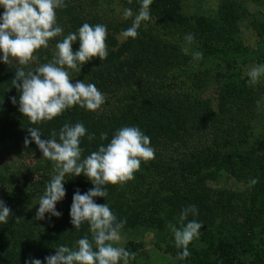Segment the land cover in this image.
<instances>
[{"label": "trees", "instance_id": "obj_1", "mask_svg": "<svg viewBox=\"0 0 264 264\" xmlns=\"http://www.w3.org/2000/svg\"><path fill=\"white\" fill-rule=\"evenodd\" d=\"M181 2L153 0L149 11L156 25L150 22L148 28L141 25L137 38L125 37L123 41L118 33L132 24H116L104 18L99 12L100 0H65L67 7L57 9V23L63 28V34L54 38L57 42L77 32L84 23L107 26V58L102 61L93 58L80 66L81 71H72V76L98 85L102 93L105 91L103 94L108 98L97 111L76 105L51 121L32 124L19 111L20 92L12 79L18 68L34 71L54 55L41 48L36 52L37 58L27 66L16 59L6 64L0 56V154L16 158L7 171L0 169V199L12 210L8 223H0V264H26L30 258L47 264L45 257L54 255L58 246L76 248L80 238L91 239L88 223L84 222L77 230L70 216L74 193L79 190L83 194L94 187L84 174L65 176L66 196L56 205L62 216L46 213L45 219H35L40 197L54 175V162L43 158L35 141L27 146L24 143L26 137L31 139L30 127L40 129L41 139H51L55 130L58 140L65 123L77 122L84 124L88 134H95L92 140L88 134L81 138L82 158L110 143L115 132L124 126H138L150 137L155 158L142 161L134 179L105 185L106 198H93L98 204L108 203L118 220H126L125 228L156 229L159 237L176 249L178 257L182 249L175 246L169 224L179 227L183 210L195 205L198 214L189 213L187 218L202 224L200 234L209 243L212 237L211 246L216 247L218 257L188 247L190 256L179 259L177 264H248L240 244L250 236L237 235L233 229L242 231L240 226L246 224L253 235L264 211L254 208L264 189V138L250 141L262 115L264 84L259 81L250 84L248 75L242 76L230 68L193 70L188 64L189 54L167 42L164 35L176 30L187 32L194 35L205 54H227L243 48L238 36L242 22L250 21L262 34L264 19L257 24L251 18L249 6L253 0H221L214 17L187 15ZM3 12L0 6V15ZM78 49L76 41L73 50ZM211 88L215 96L206 94ZM11 97H16V104ZM101 133H107L108 139L101 140ZM31 158L38 159L36 166L27 162L23 165V161ZM220 169L245 182L255 180V186L262 188L251 199L253 213L246 207L239 211L244 218L242 222L227 217L238 208L239 202L234 201L241 198L240 193L201 184ZM145 186L153 190L152 202H142V197L148 196L142 191ZM216 231L221 236L215 239ZM263 254L250 264L264 262Z\"/></svg>", "mask_w": 264, "mask_h": 264}, {"label": "clouds", "instance_id": "obj_2", "mask_svg": "<svg viewBox=\"0 0 264 264\" xmlns=\"http://www.w3.org/2000/svg\"><path fill=\"white\" fill-rule=\"evenodd\" d=\"M131 2V0H130ZM141 8L135 15L132 25L123 32L124 37L137 38L138 29L143 21L150 19V5L153 0H140ZM4 12L0 15V52L2 60L10 64V58L27 66L34 59L37 50L47 48L49 41L63 34V28L57 23V9L66 8L65 0H0ZM133 17L131 9H125L123 19ZM108 29L104 24L84 23L77 32H72L56 44L57 51L51 61L38 66L34 71H25L20 67L15 72L12 84L20 92L19 111L27 116L32 124L51 121L66 110L79 105L89 111H97L105 102L106 96L95 84L76 80L73 83L72 71H81V65L98 57L101 61L108 56L106 43ZM191 43L193 34L185 37ZM79 41V49L73 50V43ZM183 51L187 54L188 49ZM196 57L202 56L196 53ZM71 70V71H70ZM264 75V65H258L248 72L249 83L255 85ZM16 104V97H11ZM31 139L25 138V145L32 141L38 145L43 158L54 162V171L44 194L40 197L35 219H45V214L60 217L56 205L66 196L65 176L84 174L94 185L81 194L77 190L73 195L70 209L71 223L79 229L84 222L89 225L91 239L84 236L76 241V248L60 245L54 255L45 257L47 264H129L135 259L124 247L115 246L121 239L120 230L126 220H118L108 203L98 204L94 197H107V184H123L134 179L141 162L155 158V149L150 137L138 126H124L118 129L110 143L100 145L97 151L82 158L81 138L87 133L82 122L74 125L65 123L57 132L52 131L51 139H41L38 128H28ZM95 134H88V139ZM101 140H107L108 134L101 133ZM256 181H251L255 184ZM189 213L198 214L195 205L184 209L179 217V227L169 224L174 234L175 246L182 249L178 259L190 256L188 245L198 238L202 224L196 220L185 223ZM12 210L0 199V223L7 224ZM19 219V218H18ZM26 264H43L40 259H29Z\"/></svg>", "mask_w": 264, "mask_h": 264}, {"label": "rangeland", "instance_id": "obj_3", "mask_svg": "<svg viewBox=\"0 0 264 264\" xmlns=\"http://www.w3.org/2000/svg\"><path fill=\"white\" fill-rule=\"evenodd\" d=\"M220 3L221 0H182L181 2L182 11L185 14H204L210 17H214L217 15ZM100 6L99 12L104 18L115 21L116 24L126 25V23H128L129 26L132 24L135 15L139 13L141 2L140 0H131V2L130 0H100ZM125 9L132 10V18H129L127 20L122 18ZM249 9L250 12L253 13V16L251 18L253 20H256L257 24H259V21L262 20V18L264 19V1L253 0V2H251L249 6ZM148 22H150L152 25H156V20L152 15L150 16V19L143 21L141 25L148 28ZM155 28L157 29L158 27L155 26ZM157 30L153 29V31ZM238 32V36L240 38L239 40L242 42L243 46L241 50H230L227 54L219 53L213 55L205 54L204 48L199 47L197 39H194L191 43L186 41L185 37L186 35H188L187 32L183 33V31L181 32L179 30H176L174 31V33L172 32V34L164 35V37L166 41L171 45H177L181 50H183L184 48L188 49L187 53L190 57L188 64L191 63L190 68L193 70L202 69L204 71L208 69L230 68V70L240 72L242 76H246L248 75V72L251 68L258 65H264V32L262 34L259 33V31L255 29V27L248 20L242 22L239 25ZM118 37L120 41H123L125 39L122 31L118 33ZM57 43L58 42L53 38L49 41V46L47 48H42L47 49L54 55L57 51ZM196 53H201L202 56L196 57ZM37 55V53L34 54L35 59L37 58ZM0 56H3L2 52H0ZM226 57L227 59L225 60ZM72 78L73 83H75L76 80H81L74 75L72 76ZM258 81L264 84V75H262ZM85 83L89 82L86 81ZM97 88L99 89L98 85ZM99 90L102 92V89ZM103 93H105V91H103ZM206 94L215 96L214 89H208ZM106 98H108V96ZM261 110L262 115L260 117V123L251 136V142H253L254 140L258 142L260 141L259 139L264 138V105ZM15 160L16 158H13L10 155L0 154V169L7 171V166H13ZM37 161V158H31L28 161H23V165L27 162L29 166L34 167L36 166ZM32 172L33 170L31 171V173ZM204 172L205 170L203 171V173ZM52 174H55L54 170L52 171ZM33 175H35V173H33ZM20 181L23 182L24 179H20ZM201 184L208 187H214L216 189H226L231 192L233 191L236 193H240L242 195L241 198L234 201L235 203L239 202L238 208H235L233 210V213L227 216L229 219H234L236 217L240 222H242L244 218L243 216L239 215V211L241 209H244L245 207L248 211H250V208H252L251 199L254 198L255 191L258 190V193H260L262 188H264V183L263 187L261 186L262 188H260L259 186H255V184H251V182H245L244 179L237 178L226 169L217 170L215 174L211 176L209 175L207 178H205L203 183ZM195 185L196 184H194V186ZM142 191L146 192V194L148 195L147 198L142 197V202H148L150 200L152 202V196H154L153 190L151 188L148 189V186H145ZM256 203V206H254L255 210H259L261 208L264 210V189L260 193L258 199L256 200ZM250 212L253 213V210H251ZM188 221H191V218H187L185 222ZM259 222L261 224L259 227L255 228V232L253 235H251V230L248 229V225L246 224H242V226H240L242 231H240L237 227L233 229L235 231L234 233L237 235L250 236L248 237V240L240 244V251L242 254H244L243 259L248 264L252 263L258 255L263 254L264 252V211L261 214V219L259 220ZM240 232L242 234H240ZM213 234L215 239L217 238V236H221V233H219L218 231L214 232ZM120 235L121 239L118 243L115 244V246L124 247L125 249L128 246V249H130V251L128 249L126 250L130 253L136 254L135 259H130L129 264H177V261L179 260L177 257L176 249L170 248L167 243L159 237L156 229H152L151 227L146 228L144 226H139L136 228L124 227L120 230ZM211 241L212 237H210L209 243V241H207V238L203 237L200 234L198 238H195L192 242H190L188 247L189 249H193L196 252L204 250L205 253L209 254L211 257L217 258V249L215 246H211ZM262 259H264V257ZM261 264H264V262H262Z\"/></svg>", "mask_w": 264, "mask_h": 264}]
</instances>
